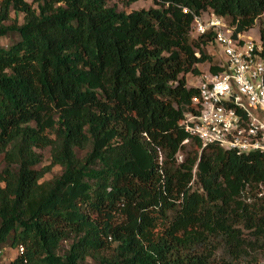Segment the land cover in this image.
I'll use <instances>...</instances> for the list:
<instances>
[{"label": "trees", "instance_id": "16d2710c", "mask_svg": "<svg viewBox=\"0 0 264 264\" xmlns=\"http://www.w3.org/2000/svg\"><path fill=\"white\" fill-rule=\"evenodd\" d=\"M112 1L0 0V38L18 37L0 47V257L8 246V264H214L222 250L236 264L264 249V153L202 147L179 125L196 112L186 75L220 70L213 33L191 35L194 15L247 32L264 0L130 13ZM258 34L264 59L263 23Z\"/></svg>", "mask_w": 264, "mask_h": 264}, {"label": "built area", "instance_id": "2783aa9c", "mask_svg": "<svg viewBox=\"0 0 264 264\" xmlns=\"http://www.w3.org/2000/svg\"><path fill=\"white\" fill-rule=\"evenodd\" d=\"M208 31L223 57L217 65L220 70L211 73L208 65L199 75L194 86L198 96L192 99L196 112L187 114L179 125L202 147L216 145L238 154L264 153L262 42L259 36L254 39L247 32L236 33L210 11L194 15L191 35L198 37Z\"/></svg>", "mask_w": 264, "mask_h": 264}, {"label": "rangeland", "instance_id": "374dc122", "mask_svg": "<svg viewBox=\"0 0 264 264\" xmlns=\"http://www.w3.org/2000/svg\"><path fill=\"white\" fill-rule=\"evenodd\" d=\"M108 6L109 7H115L118 12L130 13L132 11H138L141 9L147 10V9L153 7V2H152V0H139L135 3L127 4L126 0H114V1L110 2L108 4ZM14 17H15L14 13H11V18L14 19ZM22 19H23L22 15H19L18 16L19 24L22 23ZM260 23H263V26H264V14L256 21L254 27L251 30L247 31L246 35L251 37V38H254V39L257 38L259 36L258 27H259ZM192 37L195 38L194 36H192ZM17 39H18L17 35H10L7 37L0 38V47L7 48L12 42L16 41ZM206 51L211 56L214 64L218 65L221 63V60L223 59V57H222V54H221V52L217 46L209 45L208 48L206 49ZM208 68H209L208 63H205V64L198 66V69L200 70L201 73L207 71ZM192 76L190 75L187 77V80H188L187 85L188 86H196L197 85L199 76L196 77V79H193ZM192 149L193 148L190 146L189 143L186 144L185 150H183L182 152H180L177 155V162H181L183 160V157L185 156V153L187 151H191ZM38 153H40L42 155V163L40 164L39 167L49 165L50 164L49 150L48 149L38 150ZM85 153H86L85 151H77V156L79 158H82L85 155ZM2 166L3 165L1 163V157H0V169L2 168ZM60 173H61V168L56 166V167L51 169L50 173H48L44 176V179L50 180L53 177L59 175ZM192 186H193V188H195L196 184L193 183ZM261 195H264V191L261 192ZM261 195H258V196H261ZM248 196H251V194H248ZM244 235L250 236L248 233H244ZM263 248H264V245H263ZM17 253L18 252L15 249H12L8 246L4 247L2 249V253H1V257H0V263L1 264H8L17 256ZM216 255H217V257H216L217 260H216V263H214V264H227V263H225V260H224L227 257H226V255H224L222 250H218ZM236 264H264V249H259V251H257V253H251L249 256L245 257L243 260L236 262Z\"/></svg>", "mask_w": 264, "mask_h": 264}, {"label": "crops", "instance_id": "0c3cea01", "mask_svg": "<svg viewBox=\"0 0 264 264\" xmlns=\"http://www.w3.org/2000/svg\"><path fill=\"white\" fill-rule=\"evenodd\" d=\"M188 76H190V74L186 75V80H187V77H188ZM191 76H192V75H191ZM192 77H193V79H196V77H198V76H192ZM193 79H192V80H193ZM193 81H194V80H193ZM187 83H188V80H187ZM195 83H196V82H195ZM189 87H192V86H189Z\"/></svg>", "mask_w": 264, "mask_h": 264}]
</instances>
